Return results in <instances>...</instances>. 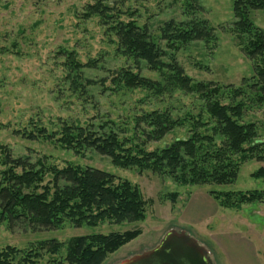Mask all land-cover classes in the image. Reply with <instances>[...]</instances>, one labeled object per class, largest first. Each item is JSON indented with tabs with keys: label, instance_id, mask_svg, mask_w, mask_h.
I'll return each mask as SVG.
<instances>
[{
	"label": "trees",
	"instance_id": "obj_1",
	"mask_svg": "<svg viewBox=\"0 0 264 264\" xmlns=\"http://www.w3.org/2000/svg\"><path fill=\"white\" fill-rule=\"evenodd\" d=\"M183 20L170 19L154 37L147 25L137 23V13L107 0H92L76 14L80 20L97 18L117 54L134 64L144 63L158 78L142 76L131 67L112 72L110 82L117 89H139L148 97L163 98L182 91L198 98L200 105L175 115L170 108L141 110L132 117L80 123L59 120L49 132L33 125L24 130L27 140L44 139L76 155L94 151L123 169L150 172L181 185L228 184L237 178L241 163L264 161V139L258 138L254 121L246 120L251 105L264 103V32L251 13L264 10V0H234V20L228 30L244 37L243 52L252 62V76L239 86L196 81L186 75L175 54L194 41L216 40L215 29L204 15L198 0H183ZM223 28V27H222ZM225 29V28H223ZM64 80L69 90L85 97L96 84L86 78V68H97V61L79 62L74 51H61ZM1 112V106H0ZM186 137L176 138L161 148L148 149L178 128ZM49 176V179L46 178ZM253 176H264L260 167ZM209 195L223 208L264 201V191L215 192ZM177 193L167 196L175 203ZM147 201L138 186L104 170L66 164L58 167L46 158L32 162L29 156H13L0 145V221L12 229L26 223L32 229H58L97 226L109 222H138L145 219ZM139 228L123 232L76 236L64 244L56 239L42 240L28 248L0 247V264H103L107 257L137 238ZM65 248L64 255H60ZM45 257L47 259L44 261Z\"/></svg>",
	"mask_w": 264,
	"mask_h": 264
},
{
	"label": "rangeland",
	"instance_id": "obj_2",
	"mask_svg": "<svg viewBox=\"0 0 264 264\" xmlns=\"http://www.w3.org/2000/svg\"><path fill=\"white\" fill-rule=\"evenodd\" d=\"M90 1L0 0V145L6 146L13 156H29L32 162L45 157L47 163L58 167L66 164L90 166L129 180L138 186L147 201L145 219L120 224L105 221L97 226L81 227L66 223L61 228L49 230L32 229L26 223H18L10 229L8 221L4 220L0 221V247L9 245L24 249L49 239L66 244L76 236L139 228L142 233L137 238L110 254L103 263L117 264L152 248L170 229L196 235L195 229L180 225L181 217L187 210L195 215L196 207H205L216 210L215 216L205 220L207 225L220 224L223 225L221 228L253 238L264 264V201L245 203L239 208H223L209 195L210 191H264V176H253L260 167L264 168V161H244L237 178L228 184L181 185L147 171L119 168L111 164L109 158L94 151L76 155L44 139L22 137V132L30 131L34 124L45 126L51 132L59 120L84 123L96 117L94 121L97 122L107 114L110 119L118 120L130 118L141 110L164 108L181 115L200 105L196 96L182 91L158 99L148 97L139 89H117L112 85V72L120 67H131L153 79L158 78V74L146 68L144 63L136 65L117 54L115 44L109 40L114 38L108 36L97 18L85 21L77 18L76 14ZM107 1L136 11L137 23L147 25L154 37L158 36V28L163 22L185 18L183 0ZM233 1L198 0L209 24L215 29L216 40L190 42L175 54L186 75L196 81L237 87L243 79L252 76V62L243 52L245 38L228 30L234 20ZM251 18L264 32V10L252 11ZM64 50L74 51L82 64L97 61V68L84 70L85 77L96 82L87 88L85 97L72 93L64 80L61 56ZM250 105L245 119L257 124L258 138L264 139V103ZM187 135L185 127L175 129L161 141L149 143L148 149L161 148ZM173 192L178 195L175 203L167 197ZM196 239L214 255L207 238L196 235ZM64 252L65 248L58 256H63Z\"/></svg>",
	"mask_w": 264,
	"mask_h": 264
},
{
	"label": "crops",
	"instance_id": "obj_3",
	"mask_svg": "<svg viewBox=\"0 0 264 264\" xmlns=\"http://www.w3.org/2000/svg\"><path fill=\"white\" fill-rule=\"evenodd\" d=\"M196 209L195 215H192L190 211L189 213L188 210L185 211L181 217L180 225L195 229L196 235L209 240L214 249V255L209 252L213 264H263L253 238L240 232L221 228L223 225L220 224L210 227L205 220L215 216L216 210L205 207H196ZM190 235L196 238L195 234Z\"/></svg>",
	"mask_w": 264,
	"mask_h": 264
},
{
	"label": "water",
	"instance_id": "obj_4",
	"mask_svg": "<svg viewBox=\"0 0 264 264\" xmlns=\"http://www.w3.org/2000/svg\"><path fill=\"white\" fill-rule=\"evenodd\" d=\"M117 264H213L208 249L183 230L170 229L148 250Z\"/></svg>",
	"mask_w": 264,
	"mask_h": 264
}]
</instances>
